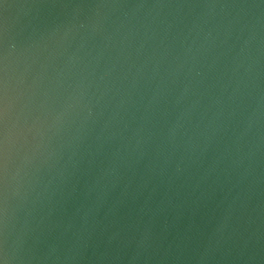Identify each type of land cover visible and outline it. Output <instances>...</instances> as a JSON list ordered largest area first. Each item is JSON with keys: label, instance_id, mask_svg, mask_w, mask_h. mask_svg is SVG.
Returning a JSON list of instances; mask_svg holds the SVG:
<instances>
[{"label": "water", "instance_id": "1", "mask_svg": "<svg viewBox=\"0 0 264 264\" xmlns=\"http://www.w3.org/2000/svg\"><path fill=\"white\" fill-rule=\"evenodd\" d=\"M0 264H264V0H0Z\"/></svg>", "mask_w": 264, "mask_h": 264}]
</instances>
